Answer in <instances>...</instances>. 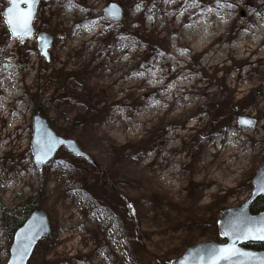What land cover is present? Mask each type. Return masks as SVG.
Wrapping results in <instances>:
<instances>
[{"label":"rangeland","instance_id":"1","mask_svg":"<svg viewBox=\"0 0 264 264\" xmlns=\"http://www.w3.org/2000/svg\"><path fill=\"white\" fill-rule=\"evenodd\" d=\"M111 2L125 10L120 26L103 15ZM7 6L0 0V264L12 214L36 197L52 234L29 264H170L191 246L225 243L218 215L250 197L264 164V0L42 2L34 26L54 38L49 62L36 37L11 39ZM38 98L54 131L96 165L61 149L37 170ZM239 116L256 128H240Z\"/></svg>","mask_w":264,"mask_h":264},{"label":"water","instance_id":"2","mask_svg":"<svg viewBox=\"0 0 264 264\" xmlns=\"http://www.w3.org/2000/svg\"><path fill=\"white\" fill-rule=\"evenodd\" d=\"M5 1L8 6L3 15L11 39L20 43L32 41L36 36L34 23L40 5L42 2L50 3L52 0H35L32 5L33 16L30 21V32L26 35L13 34L9 20H14L17 8L26 12L29 5L24 0H17V5L14 7L11 0ZM9 9L13 10L10 12ZM103 15L110 22L119 24L124 19V9L118 3L111 2L103 9ZM53 42L54 38L50 34L42 32L37 35V48L46 62L50 61ZM245 120H250L252 123H242ZM257 124L258 120L252 117L239 116L237 118V125L243 129H255ZM32 129L31 153L38 171H43L63 148L70 155L83 158L96 165L92 158L80 148L76 140L59 136L52 129L48 119L41 114L33 116ZM252 185L251 195L242 205L226 209L219 216L218 231L225 243L206 242L191 246L181 257L172 260L171 264H264V250L255 251L244 247L248 244H264V239L256 235L258 229L264 228V210L257 214L252 213L253 205L260 198H264V164L256 172ZM51 233L52 226L48 214L41 209L33 211L13 236L7 264H29L37 246L49 238ZM22 237L30 238L31 243L27 255L20 260L18 250L24 242ZM225 249H236L237 251L224 259L222 250Z\"/></svg>","mask_w":264,"mask_h":264},{"label":"trees","instance_id":"3","mask_svg":"<svg viewBox=\"0 0 264 264\" xmlns=\"http://www.w3.org/2000/svg\"><path fill=\"white\" fill-rule=\"evenodd\" d=\"M115 26H120V24H117ZM125 32H126V30H125ZM147 38H150V36H148ZM69 75L70 74L66 73L63 77L66 78ZM72 99L76 103L75 98L72 97ZM74 102L72 101V103H74ZM89 111H92V109L89 110ZM36 112L41 114V115H43L44 117L48 118L49 112H48V108L46 107V103H45V101H43V100H41L39 98L36 99ZM49 122H50V124L52 126L54 125V122L52 120L49 119ZM110 187L112 189V192L115 194V197L118 199V202L121 203L122 201H124L126 199V197L123 194L119 193V191L115 187V185L111 184ZM126 206L128 208V215L131 218H134L136 215H135V211H134L133 207H131L129 204H126ZM37 209H40V204L38 203V197H36L34 199H30L29 201H27L25 203V205L23 207H20L17 211H15V215L12 214L14 219L10 223L9 230H8L11 238H13V235H14L15 231L24 224L25 220L29 217V215L34 210H37ZM262 210H264V198H260L254 204V206L252 207V213L253 214H257V213L261 212ZM220 213H219V215H220ZM219 215H218V217H219ZM16 216H17V218H16ZM245 248L251 249V250H256V251H261V250H264V244H248V245L245 246Z\"/></svg>","mask_w":264,"mask_h":264},{"label":"snow or ice","instance_id":"4","mask_svg":"<svg viewBox=\"0 0 264 264\" xmlns=\"http://www.w3.org/2000/svg\"><path fill=\"white\" fill-rule=\"evenodd\" d=\"M13 6L15 7L17 5V0H11ZM25 3L29 5L28 10L26 12L20 11L18 8L16 9V16L13 19L9 20V24L12 25V30L13 34H21V35H26L30 32V21L33 16V11H32V5H34L35 0H24ZM13 9H9L11 12ZM242 123H247L251 124L252 121L250 120H245L242 121ZM45 155L47 154L46 151L44 153ZM256 235L260 239H264V228L258 229L256 231ZM24 242L21 244V247L19 248V259L23 260L24 257L27 255L31 239L28 237H22L21 238ZM236 249H225L222 250V257L224 259H227L229 255L234 254Z\"/></svg>","mask_w":264,"mask_h":264}]
</instances>
